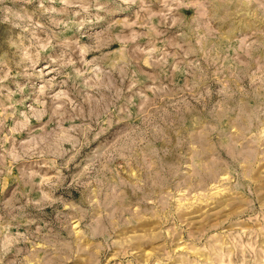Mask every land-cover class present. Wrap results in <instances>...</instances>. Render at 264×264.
Wrapping results in <instances>:
<instances>
[{
	"label": "rangeland",
	"instance_id": "rangeland-1",
	"mask_svg": "<svg viewBox=\"0 0 264 264\" xmlns=\"http://www.w3.org/2000/svg\"><path fill=\"white\" fill-rule=\"evenodd\" d=\"M0 264H264V0H0Z\"/></svg>",
	"mask_w": 264,
	"mask_h": 264
}]
</instances>
